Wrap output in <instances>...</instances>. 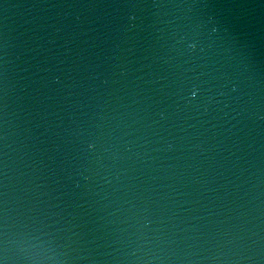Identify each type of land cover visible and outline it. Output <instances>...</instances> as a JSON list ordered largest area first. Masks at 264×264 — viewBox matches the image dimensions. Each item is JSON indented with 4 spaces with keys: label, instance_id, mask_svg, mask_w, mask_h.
Instances as JSON below:
<instances>
[{
    "label": "water",
    "instance_id": "obj_1",
    "mask_svg": "<svg viewBox=\"0 0 264 264\" xmlns=\"http://www.w3.org/2000/svg\"><path fill=\"white\" fill-rule=\"evenodd\" d=\"M25 234L50 264H264V0H0V260Z\"/></svg>",
    "mask_w": 264,
    "mask_h": 264
},
{
    "label": "clouds",
    "instance_id": "obj_2",
    "mask_svg": "<svg viewBox=\"0 0 264 264\" xmlns=\"http://www.w3.org/2000/svg\"><path fill=\"white\" fill-rule=\"evenodd\" d=\"M20 240L22 243L27 245V248H21L20 252L27 253L23 259L30 260L32 264H45V262H50L53 260V257L48 256L44 252L41 251L42 245L40 243H34V240H38L37 237H31L28 234H25L20 237ZM5 249L8 248V239L7 236H5L4 240ZM34 251H29V250ZM0 264H5L4 260H0Z\"/></svg>",
    "mask_w": 264,
    "mask_h": 264
}]
</instances>
